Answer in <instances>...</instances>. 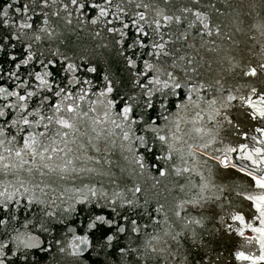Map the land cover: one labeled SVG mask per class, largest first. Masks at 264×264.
I'll return each mask as SVG.
<instances>
[{
	"label": "water",
	"instance_id": "95a60500",
	"mask_svg": "<svg viewBox=\"0 0 264 264\" xmlns=\"http://www.w3.org/2000/svg\"><path fill=\"white\" fill-rule=\"evenodd\" d=\"M4 11L0 88L33 93L22 112L17 97L0 94L4 264H250L235 253L259 255L247 239L256 234L241 236L231 217L259 226L246 197L264 191L252 179L264 166L257 172L247 154L264 148L256 131L264 119L252 120L240 97L264 93V0H0ZM45 71L40 87L35 74ZM25 117L30 125L19 122ZM25 136L36 138L32 150ZM98 215L115 223L87 229ZM86 230L89 245L73 255V236ZM18 233L39 246L19 247Z\"/></svg>",
	"mask_w": 264,
	"mask_h": 264
},
{
	"label": "snow or ice",
	"instance_id": "6c2138e0",
	"mask_svg": "<svg viewBox=\"0 0 264 264\" xmlns=\"http://www.w3.org/2000/svg\"><path fill=\"white\" fill-rule=\"evenodd\" d=\"M73 3H75V0H73ZM95 7H99V6H95ZM20 11H21L20 8H16V12L17 13H19ZM185 11H187V10H185ZM24 12H27V7L26 6L24 7ZM105 14H106V10L104 8H100V15L103 16ZM6 15H7L6 11L0 12V16H6ZM196 15H197V17H201L200 13H197ZM140 19H143L142 15L140 16ZM164 19H165V21H168V20L171 19V17H165ZM176 19L179 20L180 18L177 17ZM93 22L95 23V20H93ZM3 23L5 25H7L9 23V21L7 19H5L3 21ZM135 23L136 22L133 21V24H135ZM28 26L29 25L21 24L22 28L23 27H28ZM157 26H159V21H157ZM124 27H127V25H125ZM205 27H207V25H205ZM109 31H118V30L117 29H109ZM136 31L137 32H141L142 29L137 28ZM123 35H124V33L121 32V36H123ZM137 43L140 44V47H144L143 43H141L139 41V39L134 41V44H137ZM134 44H130L129 48L133 47ZM153 47L162 48L163 45H153ZM31 55L32 54L29 53L28 54V58L22 60L20 63L21 64H27L29 62V59L31 58ZM128 64L129 65H134L135 61L132 60V59H129L128 60ZM68 67L72 68L73 65H69ZM151 67H152V65L148 64V62L146 61L145 62V68L147 69V68H151ZM89 71H94V69L90 68ZM249 74L255 75L256 74V69H254V68L250 69L248 73H245V75H249ZM49 75H50V73H48L47 71H45L43 74H41L40 72H37L35 74L36 79L40 82V84H39L40 87H47L48 86V81L44 77L49 76ZM169 75H171V74H169ZM174 79L175 78L173 77V80ZM154 80H155V83H160V81L158 79L154 78ZM163 86L165 88L168 87V83L164 82ZM173 87L174 88H179L180 85L179 84H174ZM105 91L109 92V93L112 92L111 85H109ZM256 91L257 90L255 88H253L251 90L252 93H256ZM0 94H4L6 96L17 97V100L20 102L19 103V110L21 112L27 107V105L24 103V101L26 99V96L27 97H32L33 96L32 92H28V93H26V96H22V95H18L17 92H15V91L7 92V90L4 89V88H0ZM146 95L151 96L152 95L151 91L146 93ZM68 98L69 97H65V99H68ZM44 99L47 100L48 97H44ZM228 99L231 100V99H233V97L231 95H229ZM240 100L243 101V103L246 104L251 109V112L249 113V115H250L252 120H256L258 117L260 119H264V93H261L255 99L252 98L251 94L249 95V97L247 99L245 97L241 96ZM113 103H114V101H111V100L108 101L109 106H111ZM145 103H146L148 108H152L153 104H152V102L150 100L146 101ZM10 106L15 107V104H12ZM6 107H8V106H6ZM55 107H56V111L59 112L60 111L59 103ZM161 107H164V105H161ZM67 110H68V112H72L73 111L72 106L69 105ZM132 111H133L132 105L130 103H124V107L121 109V115L123 116V119L124 120H128L129 113L132 112ZM37 112H39L38 109H37ZM4 115H5L4 110L0 109V116H4ZM49 119L51 120L52 117H49ZM141 119H143V117ZM16 122L17 121L15 119L13 121H11L12 124H15ZM19 122L21 124H23V125H30L32 123L27 117L23 118ZM56 122L58 124L63 125L66 128L72 127V125L69 123V121L64 120V119L57 120ZM36 123H39V121H36ZM145 127L149 128L151 131H159L158 129L148 125V123L146 121H145ZM197 131H199V130H197ZM256 131L262 137H264V128H257ZM125 138H127V133H125ZM139 139L141 141H143L144 137L141 136V137H139ZM159 139L161 141H165L166 140V138L164 136H160ZM35 143H36V138L34 136L31 137V138H29V136H25V140H24V147L25 148H29V150H32L30 148V145H34ZM260 143L264 144V140H261ZM204 146L206 147V145H204ZM169 147H171V146H169ZM240 148L244 149V148H246V145L241 144ZM226 151L231 153L234 150L231 149V148H228ZM254 154L258 158H254ZM17 155H19V152H17ZM41 157L43 158V152H41ZM159 158L160 157H157V159H159ZM247 158L252 161V164L254 166H257L256 169H255L257 172L261 171L262 169H261L260 166H264V148H254L251 153L247 154ZM222 163H226V161H222ZM160 174L161 175L164 174L163 169H161ZM249 175H251V173H249ZM252 179L255 182V185H256L257 188H259L261 190H264V176H252ZM25 191H27V189H25ZM89 191H91V194L93 196H95V192L94 191H92L91 189ZM0 195H3V193H0ZM246 198L248 200L252 201V206L255 209L256 213H257V215L253 216L252 219L253 220H258L259 221V226H254L251 223V221H246L245 217L243 215H240L239 213L233 215L231 218L234 221H239L240 224L242 225V227L238 230V232H239V234L241 236L243 235L244 228H250L251 231L256 234L253 237H249L247 239L250 240V241H255V243L259 245V255L258 256L246 255L243 251H237L235 253V256H236V258L238 260H248L250 262V264H257L258 261L259 262H264V191H262V194L259 195V196L249 195ZM7 199L11 200L12 199L11 195H9L7 197ZM87 199H88V197L84 196L83 200L81 202L86 201ZM3 207L5 209H7L8 205L4 204ZM69 210H71V206L69 207ZM15 218H16L15 216L12 217V219H15ZM97 222L102 223V224H107V225H112V224L115 223V221L106 219L105 216H103V215H98V216L93 217L88 222L87 229H94L97 226ZM5 223H6L5 220L0 219V225H3ZM133 224H135V221H133ZM136 230L137 229L134 227L133 231H136ZM118 231L123 232V231H125V229L121 225V226H118ZM14 239L16 240V242H17L19 247L33 248V247H38L39 246V238L38 237L25 236L24 234L18 233L14 237ZM105 239L110 242V241L113 240V236L111 234H109V235H107L105 237ZM73 240L79 241V244H74V243L70 244V247L73 249V253L72 254L73 255H77L83 250L81 246L89 245V238H88L87 230H86L84 235L73 236ZM57 243H59V241H57ZM3 247H4V245H0V248H3ZM61 251H63V249H61ZM121 252L123 253L124 249H121ZM15 254L16 253L14 252L13 255H15ZM0 255H3V253L0 252ZM0 264H4V260L0 259Z\"/></svg>",
	"mask_w": 264,
	"mask_h": 264
},
{
	"label": "rangeland",
	"instance_id": "374dc122",
	"mask_svg": "<svg viewBox=\"0 0 264 264\" xmlns=\"http://www.w3.org/2000/svg\"><path fill=\"white\" fill-rule=\"evenodd\" d=\"M246 233H249V232H246Z\"/></svg>",
	"mask_w": 264,
	"mask_h": 264
}]
</instances>
